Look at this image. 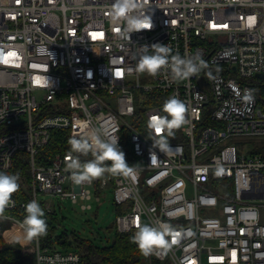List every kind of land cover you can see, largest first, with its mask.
I'll return each mask as SVG.
<instances>
[{"label": "built area", "instance_id": "2783aa9c", "mask_svg": "<svg viewBox=\"0 0 264 264\" xmlns=\"http://www.w3.org/2000/svg\"><path fill=\"white\" fill-rule=\"evenodd\" d=\"M113 2L0 0V170L26 155L31 198L48 212L54 205L40 195L88 211L111 191L118 232L170 224L180 235L153 249L157 264H264V158L251 153L264 138V106L250 83L264 74V0H138L130 14L150 16L152 27L132 33ZM153 43L166 44L169 57L198 55L203 66L183 80L167 66L138 72L142 45L152 52ZM173 95L185 102V122L159 134L161 151L148 120L168 116ZM54 129L118 139L130 170L77 183L67 165L83 164L78 153L39 161ZM17 206L11 196L4 209ZM0 217L24 231V216ZM35 253L36 264L81 261L42 248L39 235Z\"/></svg>", "mask_w": 264, "mask_h": 264}, {"label": "clouds", "instance_id": "9594fccd", "mask_svg": "<svg viewBox=\"0 0 264 264\" xmlns=\"http://www.w3.org/2000/svg\"><path fill=\"white\" fill-rule=\"evenodd\" d=\"M140 5L138 0H114L111 11L117 18H123L126 21L125 30L129 33L150 29L152 27L150 16L143 14H130L133 9ZM153 51L149 52V45H142V51L136 65L138 72H147L155 75L162 67H169L173 79L183 80L200 71L203 61L196 57H182L179 54L169 57L170 49L163 43H153L150 46ZM92 76L91 70L87 74ZM163 111L168 116L152 115L148 120V127L157 133L156 138H152L153 147H158L164 151L166 146L165 137L159 135L167 130L172 135V130L179 128L185 122V102L178 96L173 95L165 100ZM72 150L76 152H92L94 159L81 164L78 160L72 159L67 167L72 172L73 179L79 183L85 179H91L101 176L105 171L113 174L126 173L130 170V165L125 159V153L118 145V139L113 142L107 139H101L95 132H90L87 137L71 138L69 140ZM156 152H151V163H156ZM111 161L110 165L105 166L104 161ZM78 170V171H76ZM18 174H10L0 171V211L9 204L11 194L18 187ZM26 215L23 219L24 233L27 237H33L44 234L46 231V221L44 211L36 200H31L25 205ZM180 233L173 227L161 222L158 226L149 224L141 225L132 240L137 244L144 255H149L155 247L167 248L171 242L175 243Z\"/></svg>", "mask_w": 264, "mask_h": 264}, {"label": "trees", "instance_id": "16d2710c", "mask_svg": "<svg viewBox=\"0 0 264 264\" xmlns=\"http://www.w3.org/2000/svg\"><path fill=\"white\" fill-rule=\"evenodd\" d=\"M250 83L255 89L259 106H264V79L255 77L251 79ZM70 139L66 130H52L50 142L38 154L39 161L48 163L50 157L56 153L72 150L69 143ZM252 144L251 153L259 154L264 158V138L254 140ZM76 153L81 156L83 163L87 162V157L91 156L90 151L88 153ZM4 172L19 176V187L11 194L17 200L18 206L14 209H3L0 213L22 218L26 215L25 206L22 207L23 204L26 205L32 200L30 194L31 168L28 157L19 154L12 168ZM42 209L47 227L44 234H39V243L44 249L78 252L81 261L77 264L158 263L151 253L144 255L141 252L132 240V233L118 232L115 225L108 227L109 231L114 232L113 237L107 243L97 244L91 239L83 238L75 231H69L65 226L62 227L55 205L51 212H48L44 205ZM35 246L36 236L27 237L24 231L16 228L10 219L0 217V264H36Z\"/></svg>", "mask_w": 264, "mask_h": 264}, {"label": "rangeland", "instance_id": "374dc122", "mask_svg": "<svg viewBox=\"0 0 264 264\" xmlns=\"http://www.w3.org/2000/svg\"><path fill=\"white\" fill-rule=\"evenodd\" d=\"M142 81L147 82L145 78ZM42 199H48L47 201L56 206L61 226H65L69 231H75L83 238L91 239L97 244L107 243L113 237L114 232L109 231L108 227L110 225L114 227L117 212L111 191H107L101 201L93 200V209L88 211L81 210L79 205L69 200L61 201L54 196L43 198L40 195L39 200Z\"/></svg>", "mask_w": 264, "mask_h": 264}, {"label": "water", "instance_id": "95a60500", "mask_svg": "<svg viewBox=\"0 0 264 264\" xmlns=\"http://www.w3.org/2000/svg\"><path fill=\"white\" fill-rule=\"evenodd\" d=\"M257 77L264 79V74H257Z\"/></svg>", "mask_w": 264, "mask_h": 264}]
</instances>
